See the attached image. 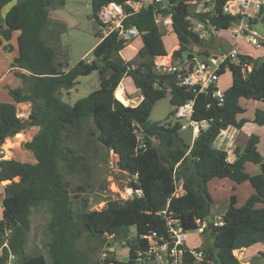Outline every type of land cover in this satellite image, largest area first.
Returning a JSON list of instances; mask_svg holds the SVG:
<instances>
[{
	"label": "trees",
	"instance_id": "obj_1",
	"mask_svg": "<svg viewBox=\"0 0 264 264\" xmlns=\"http://www.w3.org/2000/svg\"><path fill=\"white\" fill-rule=\"evenodd\" d=\"M55 1L0 0V45L11 41L13 32L19 31L18 54L11 66L23 84H27L26 88L8 87L13 102H0V151L7 138L29 127L40 128L24 143L33 153L35 163L3 159L0 155V182L8 181L0 192L3 208L0 264L7 263L9 251L19 258L14 264H49L43 254H25L32 210L42 205L48 207L51 215L47 246L52 264H138L137 250L147 246L142 236L151 232L166 234V219L159 214L162 210L178 218L185 230L198 226L199 222L211 223L214 200L209 183L214 179H228L237 184L249 181L256 192L241 206L236 205V196L232 195L222 224L215 225L214 234L204 228L203 233L211 240L203 249L212 261L206 264H256L240 261L234 251L264 243V157L258 149L260 137L252 134L244 149H236L233 162L228 161V152L217 148L215 143L223 131L230 127L241 129L249 121L246 117L239 118L246 111L240 104L241 98L264 103V58L239 54L242 61L252 62L253 68L244 77L239 65L229 67L232 83L224 90V102L220 104L211 93L188 91L176 84L175 75L155 71L156 58L168 55L174 42L178 41L180 46L172 52L176 60L182 58L187 45L204 42L201 33L191 27L186 0L152 2L137 12L131 11L126 4L128 0H92V17L96 22L105 4L115 1L125 7L129 15L124 25L135 26L139 31L140 61L113 59L115 53L118 55L128 45L114 31L100 39L92 51V59H81L66 69L67 53L60 57L61 36L66 26L49 13ZM12 2L3 16L4 7ZM223 2L204 4L212 9L196 12L195 17L214 31L227 30L237 17L223 13ZM59 3L62 6L65 1ZM261 12L264 13V8ZM158 15H171L170 35L161 31ZM95 34L102 37L100 26ZM166 37L171 40L170 48L166 46ZM203 54L210 55L207 51ZM192 57L189 53L188 58ZM92 72L98 73L99 88L73 105L65 102L64 91L72 90L79 77ZM125 78L143 95L137 105L123 104L116 96ZM168 93L173 110L164 122L151 121L153 108ZM191 99H194L192 119L206 120L208 124L200 128L189 144L181 135L186 123L170 118L175 117L176 106ZM16 103L31 104L28 119L18 116ZM252 121L264 125V110H256ZM84 131L95 144L117 154L119 168L131 177L129 186L142 189V196L107 198L105 207L91 210L87 199L79 200L71 194L66 176L83 173L89 170V165L87 149L72 147L68 140ZM139 135L143 136L142 146ZM247 162L259 165L261 171L248 173ZM179 184L183 192L177 195ZM132 226L137 229L133 241L129 240ZM7 231L10 233L6 236ZM85 233L97 241H104L107 236L126 240L130 246L128 259L111 254L103 261L93 260L86 249L79 247ZM6 239L8 247L4 246ZM182 264H196L195 258L187 253Z\"/></svg>",
	"mask_w": 264,
	"mask_h": 264
},
{
	"label": "rangeland",
	"instance_id": "obj_2",
	"mask_svg": "<svg viewBox=\"0 0 264 264\" xmlns=\"http://www.w3.org/2000/svg\"><path fill=\"white\" fill-rule=\"evenodd\" d=\"M64 1L65 4L61 6L59 3L60 0H56L53 9H50L49 13L51 18L54 16L55 19L62 21L66 26V30L61 36L60 57L67 53L65 67L66 69H69L81 59H92V51L100 41V37L96 36L95 34L98 26L97 22L92 17V0ZM153 1L154 0H146L145 6L152 3ZM186 1L189 4V20L191 27L195 31L201 33V35L204 37L203 44L187 45L185 47L186 50L183 52L182 58L176 60L173 58L172 52L180 47L178 45V41L174 42L173 47L170 48L172 44L171 40L166 37V46L170 48L169 54L162 56L161 59L159 57L156 58L155 62L168 63L173 61L174 63H182L188 58L189 53L196 57L203 58L205 57L203 53L206 51L209 52L210 55H218L232 47L230 42V34L232 30L214 31L209 24H206L195 17L196 12H204V10H202L198 4L199 1L198 3H194V0ZM206 7L210 10L212 9L211 5H206ZM157 18L161 31L165 35H170L172 32L171 15H158ZM255 27L260 33L264 35L263 20H259L255 24ZM16 37L17 35H15L14 39L9 42L4 41L5 45H0V70L2 69L5 71L9 67L11 61L17 56L18 48ZM138 41L139 36L130 39L126 48L118 55L115 53L113 55V59L118 61H133L135 63L139 62L140 58L138 57V47H135L137 46L136 44ZM9 46H12V48L8 49ZM241 49L251 53V55L256 58H264V52L261 54V52L255 50L246 43H243ZM219 82L224 90L231 85L232 72L230 69L226 70V72L220 75ZM24 86L26 88L27 84ZM121 86L124 93H127V96L125 97L123 94V97L121 98L116 94L117 98L121 99V102H124L123 104L129 106L137 105L143 95L137 89L132 87L129 79H126ZM98 88V73L92 72L89 75L79 77L77 85L72 90L69 92L64 91L62 99L65 102L73 105L78 99L86 97L92 91ZM247 102L251 101H248L246 98L240 99L241 105H246ZM26 108V105L23 103L17 105V114L23 119H28L32 111V107L28 110H26ZM172 110L173 106L170 103V93H168L165 98L159 100V102L155 105L151 113L150 120L153 122H164ZM247 113H249V115L252 113L251 106H249V110L247 109ZM175 118L176 117H171L170 119L174 121ZM181 120L183 123H188V119L186 118ZM28 129L30 131L22 132L23 135L20 134V136L17 137L14 135L6 139L2 146L4 154H0L3 156V159L15 158L24 162H31L33 160V153L24 146V143L30 140V135L32 134L31 128L29 127ZM181 133L184 138L190 140L191 135L189 129H182ZM68 143L75 148L82 147L87 149V162L89 165V170H84L83 173H79L78 175L66 176V181L69 184L70 192L76 199H81L83 201L87 199L89 209L91 210H100L105 207L107 198L125 199V196L127 195L126 190L129 187L131 177L128 173L122 171L119 168L117 154L100 146L98 143L95 144L94 141L90 140V136L87 135L86 131L80 135L77 134L76 136H73L68 140ZM16 179L19 180L20 178ZM7 183L8 181L0 182V192L3 191L1 186ZM79 186L85 187V191L77 192L76 188ZM181 189L182 187L179 184L176 192L178 194L181 193ZM224 189V187H220L218 194L215 195L216 199L219 201L217 203H223L221 200H223L225 198L224 195L227 194V190L225 191ZM2 215L3 208L1 198L0 217H2ZM50 216L49 209L46 205L33 208L32 214L30 216L31 228L25 246V254H43L46 256L49 264H52L47 246V243L50 240V234L48 232ZM210 221L211 223H215L212 217H210ZM198 226L187 230L189 234L187 243L189 247L205 249L211 244V240L206 233L199 231L200 224H198ZM136 234V226H132L130 229L129 240L133 241ZM79 247L84 250L86 249L89 252L90 257L95 261H103L104 258L110 256L111 254H114L121 260H127L130 248L126 240H119L107 236L104 241H97L92 239L87 233H85L79 240ZM235 254L237 257L240 256L237 250L235 251ZM15 262H19V258L15 257L12 264ZM261 262L264 264V256L261 258Z\"/></svg>",
	"mask_w": 264,
	"mask_h": 264
},
{
	"label": "built area",
	"instance_id": "obj_3",
	"mask_svg": "<svg viewBox=\"0 0 264 264\" xmlns=\"http://www.w3.org/2000/svg\"><path fill=\"white\" fill-rule=\"evenodd\" d=\"M163 1L154 0L153 2L162 3ZM210 1L215 0H194L193 2L198 3L202 10L208 11L210 9L204 4ZM126 4L131 7L132 12H137L145 6L146 0H128ZM263 8L264 0H224L223 13L237 17V20L227 29L232 30L230 34L232 47L218 55H209L203 58L194 56L187 58L182 63H174L173 61L168 63L155 62V71L159 74H173L176 76L178 86L195 93H211L222 104L225 92L219 80L223 70H228L232 64L239 65L241 73L244 77H247L253 68L252 62L240 59L239 54L247 55L248 58L252 56L251 53L241 49L243 43L259 52H264V35L255 27L256 23L254 22L255 20H263L264 13L261 12ZM128 15L129 13L125 7L118 2L112 1L102 6L98 12V22L102 30L100 39L114 31H118L119 37L128 42L138 36L139 31L135 26L126 27L124 25ZM193 112L194 99L175 107L176 118L188 119V123L184 124L183 129L188 128L189 125H193L198 130L205 128L208 124L207 121L198 122L193 120ZM138 138L142 146L143 136L139 135ZM0 154H4V151L1 150ZM234 155L237 156V153L234 152ZM126 191L125 199L143 195L142 189H135L132 186H129ZM159 214L166 219V234L151 232L142 236L146 239L147 246L142 250H137L136 261L138 264H182L187 253L195 258L196 264L212 263L208 258L209 254L203 249L188 246V231L183 228L178 218L168 215L167 210H162ZM199 224V231L203 232L207 222H199ZM9 233L10 231H7L6 236ZM4 246L8 247L7 239ZM15 257V254L9 251L6 264H12Z\"/></svg>",
	"mask_w": 264,
	"mask_h": 264
},
{
	"label": "crops",
	"instance_id": "obj_4",
	"mask_svg": "<svg viewBox=\"0 0 264 264\" xmlns=\"http://www.w3.org/2000/svg\"><path fill=\"white\" fill-rule=\"evenodd\" d=\"M13 4H14V2H12V3H10L4 7L3 12H2L3 16H5L6 12L10 9V7ZM53 18H54V16H53ZM15 35H17V37H18L19 31L13 32L12 39H14ZM136 45L137 46H135V47H138V50H139V47L141 45V41L139 40ZM261 54H263V52H261ZM159 58L161 59L162 56H160ZM13 60L11 61V63L13 62ZM11 63L5 71L2 69L0 70V102H13V98L9 94V91L7 88L8 86L11 88H17V87H23L25 85V84H23L21 79L17 75H15V73H14L15 68H13L11 66ZM21 71L26 72L25 70H21ZM125 80H126V78L124 79V81ZM124 81L121 83V85L124 83ZM121 85H119V87H118L119 89L120 88L122 89ZM127 92H128V90H127ZM126 94L127 93H124L125 97L127 96ZM142 98H143V96L141 97V100H142ZM248 101H251V102H247L246 105L242 104V106L245 108L246 111L243 114H241L239 116V118L246 117L249 119V121H247L241 129H237L235 127H230L229 129L223 131L215 143L217 148L226 150L228 152V159L230 162H233L236 159V155H234V152H236V149L237 148L244 149L248 143L249 137L252 134H256L260 137L258 149H259L260 153L262 154V156L264 157V125H259V124L252 121L256 110H258V109L264 110V103L262 101H256V100H251V99H248ZM18 104H22V103H16V106ZM23 104L26 105V107H27L26 110L31 108L30 103H23ZM249 106H251V110H252V113L250 115H249V113H247V109L249 110ZM30 128L32 131V134L30 135V140H31L32 137L34 136V134H36L40 128L37 126H33ZM186 129H189V131H190V135H191L190 140H187L186 138H184L182 133H181V135L183 136V138L185 139V141L187 143L192 144L193 141L195 140V138L197 137L199 130H198V128L194 127L193 125H189L188 128H186ZM25 131H30V130L28 129ZM20 134L23 135V133L21 132V133L16 134L15 137L20 136ZM35 162H36V159L33 158L31 163H35ZM245 167H246V171L250 174H257L261 171L259 165L253 164L251 162H247L245 164ZM209 185H210L209 186L210 193H211L213 200H214V202L211 206V217H212L214 222H216L219 218H223L224 213L226 212L227 208L229 207L230 197L232 195L236 196V199H237L236 205L239 206V205L243 204L249 198V196H251L252 194H254L256 192L255 188L252 186V184L249 181H245L243 183L237 184V183H235L231 180H228V179H214L209 183ZM1 187L3 189L4 185H2ZM220 187H224L225 191L227 190V194L224 195L225 198L223 200H221V201H223L222 204L217 203L219 201L215 197V195L218 194ZM182 192H183V190L181 191V193ZM181 193H179V194H181ZM179 194L177 193V195H179ZM226 196H229V197H226ZM235 251H234V253H235ZM237 251L239 252V255H240V256H238L240 261H242L244 263H248V262L253 261L256 264H262L261 258H263V256L261 255V253L264 252V243L259 242V243H256V244L250 246V247L238 249Z\"/></svg>",
	"mask_w": 264,
	"mask_h": 264
},
{
	"label": "water",
	"instance_id": "obj_5",
	"mask_svg": "<svg viewBox=\"0 0 264 264\" xmlns=\"http://www.w3.org/2000/svg\"><path fill=\"white\" fill-rule=\"evenodd\" d=\"M263 21H264V18H263ZM99 25H100L99 22H97V26H99ZM76 191L77 192L85 191V187L79 186V187L76 188ZM222 221H223V218H219L215 223H208L207 224L206 227L208 229L212 230V235L214 234V227H215V225L221 223Z\"/></svg>",
	"mask_w": 264,
	"mask_h": 264
},
{
	"label": "bare ground",
	"instance_id": "obj_6",
	"mask_svg": "<svg viewBox=\"0 0 264 264\" xmlns=\"http://www.w3.org/2000/svg\"><path fill=\"white\" fill-rule=\"evenodd\" d=\"M116 94H117V96H119V97H123V94H124V91L120 88V89H118L117 91H116Z\"/></svg>",
	"mask_w": 264,
	"mask_h": 264
},
{
	"label": "clouds",
	"instance_id": "obj_7",
	"mask_svg": "<svg viewBox=\"0 0 264 264\" xmlns=\"http://www.w3.org/2000/svg\"><path fill=\"white\" fill-rule=\"evenodd\" d=\"M222 223V222H221ZM220 224V223H219Z\"/></svg>",
	"mask_w": 264,
	"mask_h": 264
}]
</instances>
